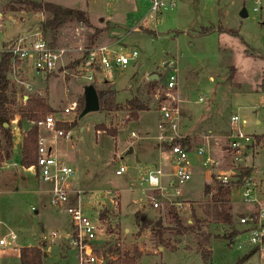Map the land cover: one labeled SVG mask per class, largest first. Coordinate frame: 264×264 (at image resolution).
<instances>
[{
	"label": "rangeland",
	"instance_id": "rangeland-1",
	"mask_svg": "<svg viewBox=\"0 0 264 264\" xmlns=\"http://www.w3.org/2000/svg\"><path fill=\"white\" fill-rule=\"evenodd\" d=\"M34 1H49L64 8L87 12L90 26L67 24L55 40L48 34L57 46L72 44L74 30L83 27L85 44L90 48L111 46L116 51L135 49L139 52L138 60L126 70L116 72L112 81L94 84L97 91L114 90L116 95L110 106H100L98 112L84 117H81L84 109L70 116H64L63 110L71 101H78L79 108H82L84 89L89 85L86 81L77 82L70 78L64 81L62 76L54 78L30 71L29 76L23 78L24 85H19L10 74L12 87L18 93L15 111L23 107V95L47 97L55 111V118L72 126V139H60L57 149L71 167L78 169L75 182L87 192L85 205L94 212L106 214L110 208L106 193L116 191L120 194L119 237L105 250L123 256L139 249L142 257L138 264H176L174 258L171 261L164 258L161 262L158 239L150 230L140 232L136 220L138 213L139 220L161 219L164 226L168 227L173 222L167 213L174 209L186 226L195 225L196 220H200L198 230L201 232L186 234L177 242L176 233L166 230V244L161 248L173 253L177 249L171 250L172 246H178L180 251L193 250L199 253L200 248L207 243L209 234L215 239L212 244L213 264H236L245 251L230 248L227 237L233 231H241L239 218L249 206L239 201L236 191L232 196L233 203L228 202L229 208L233 210L234 222L232 226H226L212 223L204 214L212 195L204 194L205 186L209 183H206L199 167H195L191 182L182 191L180 201L188 208L185 212H178L166 199L159 200V208L153 209L151 197L158 199L159 195L146 193L141 181L155 168L148 163L152 155L158 149L167 152L156 139L159 114L155 97L156 89L164 84L162 64L167 61L178 62L179 89L185 101L181 105V125L188 134L201 137L211 131L224 138L228 135L230 117L236 112L248 120L247 131L251 135L264 134V120L257 116V113H264V96L254 94L264 89V0L258 13L254 12V0H180L175 10L163 13L156 31L138 28L150 10L147 0ZM232 2L235 4L231 5ZM11 4L13 0H0L4 27L0 32V44L10 43L23 31H36L46 18L41 13H14L10 11ZM243 8L248 13L247 18L240 16ZM153 75L159 76L158 81H149ZM152 82H155L154 87L149 89ZM134 98L147 108L138 113V119L132 117L128 106V102ZM257 119L262 120L261 124H256ZM133 132L139 136L138 139L131 138ZM39 137L49 141L51 133L39 131ZM256 148L257 153L254 157L249 155L245 166L249 168L253 165L251 169L260 173L258 180L264 198L263 137L260 140L256 138ZM130 149L133 150L131 154ZM213 149L215 157L223 162L221 169H228L229 159L225 152L216 150L214 146ZM14 153L20 163L18 148ZM168 157H171L170 154ZM120 160L126 162L129 171L116 176ZM17 166L20 167V164ZM18 167H0L1 220L17 234L19 246L42 248L47 256L44 257V264H78L76 252L69 246V240L57 237L53 242L47 241L53 232L62 229L70 231L67 211L50 207L48 187L34 174ZM211 183L215 185V181ZM185 216H193L192 225L185 223ZM125 229H129L130 234ZM6 233L7 230L0 228L1 237ZM65 248L66 256H63ZM13 253L0 250V264H19L16 253ZM249 264H259L258 257L253 255Z\"/></svg>",
	"mask_w": 264,
	"mask_h": 264
},
{
	"label": "built area",
	"instance_id": "built-area-1",
	"mask_svg": "<svg viewBox=\"0 0 264 264\" xmlns=\"http://www.w3.org/2000/svg\"><path fill=\"white\" fill-rule=\"evenodd\" d=\"M147 1L150 10L140 21L138 28L145 27L156 31L163 13L175 10L179 0ZM254 3V12L258 13L262 9V0H254ZM2 21L3 16L0 14V32L4 28ZM83 31V27L76 28L72 44L57 46L40 26L34 32L23 31L10 43L0 46V54L7 53L12 56L10 74L19 85H24L23 78L28 77L30 71L53 77L62 76L64 81L67 78L77 82L84 80L89 85H94L96 82L112 81L116 72L126 70L138 60L139 52L135 49L116 51L111 46L92 48L86 46ZM162 69L164 84L156 89L155 94L159 114L156 139L160 144L169 147L167 152L171 157L167 163L169 172L160 166L151 170L141 181L146 193L159 195L158 199L151 197L153 209L159 208V200L166 199L178 212H185L188 208L180 201L182 191L191 182L196 166L202 169L204 177L210 182L215 181L223 185L232 183L230 197L236 191L240 202L254 206L256 210L239 218L238 224L244 231L229 244L230 248L239 251L250 248L258 257L259 264H264V198L258 180L260 173L251 169L253 165L249 167L251 173L248 177H241L239 172V169L247 168L246 160L250 154L254 157L258 148L255 149L256 136L247 131L248 120L242 118L238 112L233 113L228 124V135L224 138L216 136L211 131H207L201 137L187 134L181 125L183 120L181 105L185 101L179 89L180 71L177 60L163 63ZM27 99V96L22 99L23 106L26 105ZM78 108V101H71L63 110V114L70 116L78 111ZM17 122V119L12 121L15 138L19 136ZM58 123L66 122L56 119L54 114L36 122L38 130L51 133V137L49 141L39 137L37 163L26 168L48 187L50 207L56 210L65 209L70 217V231L64 229L53 232L47 241L53 242L57 237L69 240V246L76 252L78 264H108L118 258L116 254L107 252L105 248L119 237L118 209L121 196L116 191L106 193L110 207L106 214L94 212L85 205L87 192L80 189L75 182L78 169L71 167L59 155L57 149L58 141L71 140L73 132L66 133L58 129ZM131 138L138 139L139 136L133 132ZM48 142L53 144L50 145ZM213 146L227 155L228 169H221L223 162L213 154L212 151L215 149ZM128 171V165L122 160L115 174L122 176ZM166 179H169L168 182ZM240 179L242 183L239 185ZM184 219H186L185 223L193 224V216L188 218L185 216ZM0 228L7 230V233L0 237V248L11 250L20 256L21 249L17 243V234L9 229L1 218Z\"/></svg>",
	"mask_w": 264,
	"mask_h": 264
},
{
	"label": "trees",
	"instance_id": "trees-1",
	"mask_svg": "<svg viewBox=\"0 0 264 264\" xmlns=\"http://www.w3.org/2000/svg\"><path fill=\"white\" fill-rule=\"evenodd\" d=\"M17 6V7H16ZM10 11L14 13L18 12H33L42 13L46 15L45 20L41 23V28L45 33L51 34L53 40H55L59 31L67 24L70 23H82L86 26H90V20L87 12L64 8L58 4H54L49 1H34V0H13ZM12 65V56L7 53L0 54V164L11 162L13 159V147H14V132L12 121L18 118L17 126L24 130L22 132L21 141V159L20 166L22 168H29L37 163V147L39 140V130L36 126V122L44 119L48 115L55 114V111L49 104L47 98L40 96H29L26 105L19 108L17 111L14 110L16 105V91L12 87L10 81V72ZM155 82L149 84V89L154 87ZM97 91V90H96ZM98 98L100 106L108 107L111 105L116 92L114 90H98ZM82 108L85 109V96L82 101ZM131 115L134 119H138V113L146 111L147 108L138 99L134 98L128 102ZM81 107V106H80ZM24 125H28L25 129ZM67 123H58L57 128L64 130L66 133L71 131V125ZM264 138L262 136H256L258 140ZM179 143V142H178ZM163 148L168 151L169 147L164 145ZM241 177H248L251 173L250 168L239 169ZM242 180L238 181L240 185ZM231 185H223L215 182V185L208 184L205 186V195H211V202L207 204L205 209V216L215 224H223L226 226H232L234 219L229 208V196L232 191ZM167 215L172 218V225L164 226L161 219L152 220L149 218L138 219L139 214H136V220L139 223V230L143 232L150 230L151 233L158 239L159 246L164 247L166 244V230H172L176 233V241L178 242L186 234H197L201 232L199 228L200 220H196V224L192 226H186L180 219L179 215L174 209H170ZM240 233L233 231L227 239L233 242ZM207 243L209 245L211 235L207 234ZM170 243V242H167ZM172 246V245H170ZM204 245L200 248L199 253L205 264H211V252ZM171 250H176L172 246ZM44 253L40 247H26L20 250V264H44ZM142 253L139 249H135L131 253H126L108 264H138ZM249 259L248 256L241 257L236 264H245Z\"/></svg>",
	"mask_w": 264,
	"mask_h": 264
},
{
	"label": "crops",
	"instance_id": "crops-1",
	"mask_svg": "<svg viewBox=\"0 0 264 264\" xmlns=\"http://www.w3.org/2000/svg\"><path fill=\"white\" fill-rule=\"evenodd\" d=\"M180 1V0H179ZM235 3H231V5H234ZM4 44H0L1 46H4V45H6V44H8L9 42H3ZM54 78H56L55 76H54ZM19 87H21V86H19ZM25 88L27 87V86H24ZM20 89H23V88H20ZM19 91V90H18ZM254 94H257V95H260V96H264V89H262L261 90V92H259V93H254ZM17 95H18V93H17ZM26 96L27 97H29L30 95H23V97L22 98H26ZM43 98H47V97H43ZM48 100H49V98H47ZM257 116H261L262 118H263V120H264V113H257ZM18 119V118H17ZM140 120H141V116H140ZM261 122H262V120H260V119H257V121H256V124L258 125V124H261ZM28 127V125H24V128H27ZM18 129H19V139L17 140L16 138H15V140H14V149H13V151H16V148H18V150H19V155H17V158H19L20 157V159H21V149H20V146H21V141H22V132H24V130H21L19 127H18ZM185 131V130H184ZM186 132V131H185ZM187 133V132H186ZM188 134V133H187ZM17 144H18V146H17ZM51 145V144H50ZM158 147H160V144L158 143ZM15 153L13 154V159H12V161L11 162H8V163H2V164H0V167H2V166H9V165H11V166H15V167H18L17 166V164L19 165L20 163H19V161L17 162V160H16V158H15ZM170 160V157H168V152H161L159 149H158V151H157V153H155L154 155H152V157H151V159H149V161H148V163H151L153 166H155V168L154 169H157V168H159L160 166H162L164 169H165V171H167V172H169L170 171V169L168 168V165H167V163H168V161ZM120 161H122V160H120ZM18 168H20L22 171H27L26 170V168H22L21 166L20 167H18ZM154 169H152V170H154ZM202 170V169H201ZM27 172H29V171H27ZM31 173V172H30ZM201 173H203V171H201ZM36 177V176H35ZM203 177H204V174H203ZM38 179V178H37ZM204 179H205V181H206V183L208 184V183H210V184H212L207 178H205L204 177ZM39 180V179H38ZM79 186V185H78ZM204 194H205V191H204ZM48 195V194H47ZM212 195V194H211ZM208 196H210V195H208ZM48 197H49V195H48ZM49 200V199H48ZM231 200H234L232 197H230V202H231V204L233 203ZM238 201V200H237ZM235 204V203H234ZM256 210V207L254 208V206L252 207V206H248V210L247 211H245V212H241V216L242 215H244V214H247V213H251V212H254ZM233 211V210H232ZM231 210H230V212H232ZM232 214V213H231ZM62 230H64V229H62ZM61 230V231H62ZM243 230V228L241 229V231L240 232H243L242 231ZM125 232H127V233H129L130 234V230L129 229H125ZM239 232V233H240ZM1 237V236H0ZM236 238H234L233 239V241L235 240ZM215 239L212 237V239H211V242H209V245H207V246H205L208 250H210V252H211V264H213V258H212V256H213V241H214ZM19 242V237H18V241H17V243ZM231 242L229 241V244H230ZM20 247V249H22L23 247H21V246H19ZM28 247H35V246H28ZM229 247H230V245H229ZM162 249V250H161ZM176 249H177V251H175V252H173V253H171V252H167L164 248H159V250L161 251V256H162V258H161V262L163 261V259L165 258L166 260H172L173 258L177 261V263L176 264H205L204 263V261H203V259H202V256H201V254L200 253H198V252H196V251H180V250H178L179 248H178V246L176 247ZM234 249V248H233ZM0 250L2 251V252H6V251H8V252H11V250H3L2 248H0ZM244 254H243V256H248L249 257V259L245 262V264H249V262H250V260H251V257L253 256V255H255L254 253H252L251 252V250H250V248H245L244 249ZM12 253H13V251H12ZM5 255H6V253H4ZM13 254H15V253H13ZM165 255V256H164ZM16 256V258H17V260L19 261L20 260V256L18 255V254H16L15 255ZM66 256V255H65ZM47 257V256H46ZM158 261L160 262V260L158 259ZM158 263V262H157ZM19 264H20V261H19ZM159 264V263H158Z\"/></svg>",
	"mask_w": 264,
	"mask_h": 264
},
{
	"label": "water",
	"instance_id": "water-1",
	"mask_svg": "<svg viewBox=\"0 0 264 264\" xmlns=\"http://www.w3.org/2000/svg\"><path fill=\"white\" fill-rule=\"evenodd\" d=\"M240 16L242 18L248 17V13H247L246 9H244V8L242 9ZM158 79H159V76L153 75L150 77L149 81H158ZM84 96H85V109L81 113V117H84L89 113L98 112L100 110V101H99L95 86L94 85H88L87 87H85ZM132 152H133V150L130 149L129 154H131ZM66 251H67V248H65V252H64L63 256L66 255ZM45 257H46V255H45Z\"/></svg>",
	"mask_w": 264,
	"mask_h": 264
}]
</instances>
